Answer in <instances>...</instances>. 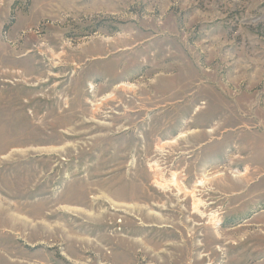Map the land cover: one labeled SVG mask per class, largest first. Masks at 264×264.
<instances>
[{
  "label": "rangeland",
  "instance_id": "374dc122",
  "mask_svg": "<svg viewBox=\"0 0 264 264\" xmlns=\"http://www.w3.org/2000/svg\"><path fill=\"white\" fill-rule=\"evenodd\" d=\"M263 47L264 0H0V264H264Z\"/></svg>",
  "mask_w": 264,
  "mask_h": 264
},
{
  "label": "bare ground",
  "instance_id": "6f19581e",
  "mask_svg": "<svg viewBox=\"0 0 264 264\" xmlns=\"http://www.w3.org/2000/svg\"><path fill=\"white\" fill-rule=\"evenodd\" d=\"M184 136H185V135H180L179 138L184 137ZM205 183H206L205 179H204V180H201V181L199 182L198 186H199V187L204 186ZM157 186H158L159 188L163 187V186H161V184H158ZM191 195L193 196V193H191ZM197 207H198V204H195V205H194V208L197 209ZM195 212H196V211H195ZM195 212H194V213H195Z\"/></svg>",
  "mask_w": 264,
  "mask_h": 264
},
{
  "label": "crops",
  "instance_id": "0c3cea01",
  "mask_svg": "<svg viewBox=\"0 0 264 264\" xmlns=\"http://www.w3.org/2000/svg\"><path fill=\"white\" fill-rule=\"evenodd\" d=\"M264 48V47H263Z\"/></svg>",
  "mask_w": 264,
  "mask_h": 264
},
{
  "label": "trees",
  "instance_id": "16d2710c",
  "mask_svg": "<svg viewBox=\"0 0 264 264\" xmlns=\"http://www.w3.org/2000/svg\"><path fill=\"white\" fill-rule=\"evenodd\" d=\"M100 27V26H99Z\"/></svg>",
  "mask_w": 264,
  "mask_h": 264
}]
</instances>
